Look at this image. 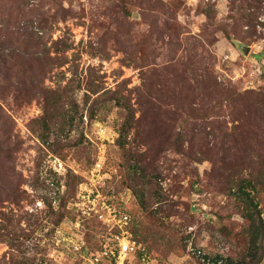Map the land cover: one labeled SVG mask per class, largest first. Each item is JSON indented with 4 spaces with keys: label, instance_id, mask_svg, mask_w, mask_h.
I'll return each mask as SVG.
<instances>
[{
    "label": "rangeland",
    "instance_id": "rangeland-1",
    "mask_svg": "<svg viewBox=\"0 0 264 264\" xmlns=\"http://www.w3.org/2000/svg\"><path fill=\"white\" fill-rule=\"evenodd\" d=\"M232 4L0 0V264L101 248L85 185L170 264H264V9Z\"/></svg>",
    "mask_w": 264,
    "mask_h": 264
},
{
    "label": "built area",
    "instance_id": "built-area-1",
    "mask_svg": "<svg viewBox=\"0 0 264 264\" xmlns=\"http://www.w3.org/2000/svg\"><path fill=\"white\" fill-rule=\"evenodd\" d=\"M103 169L104 161L100 159L95 164L93 178L101 175ZM78 206L83 215L101 221L107 232V240L101 248L81 255V264H170L167 260H159L147 253L138 256L142 244L133 237L132 217L124 206L112 201L108 194L85 185ZM76 224L80 226L78 221ZM85 243L81 238L76 249L80 251Z\"/></svg>",
    "mask_w": 264,
    "mask_h": 264
},
{
    "label": "trees",
    "instance_id": "trees-1",
    "mask_svg": "<svg viewBox=\"0 0 264 264\" xmlns=\"http://www.w3.org/2000/svg\"><path fill=\"white\" fill-rule=\"evenodd\" d=\"M232 5H233V9L234 13L230 14L232 18L238 20L234 23V25L237 28V31H240V25H242V23H252L254 21V19H256L257 14L262 11L264 9V0H232ZM240 18V21H239ZM243 189V188H241ZM241 193L244 194V190H241ZM124 206V205H123ZM125 210L130 213L131 217H132V231H133V225H134V219L132 216V212L129 208L125 207ZM99 221V220H98ZM251 231L254 233V241H256L257 236H258V228H252ZM133 234V233H132ZM133 237L137 240V238L133 235ZM138 242H140L142 244V249L139 251L138 256L141 257V255L143 253H147L149 255H151L152 257H155L159 260H165L164 258H162L159 254L155 253L153 250L150 249L149 246H147L145 243L137 240Z\"/></svg>",
    "mask_w": 264,
    "mask_h": 264
},
{
    "label": "water",
    "instance_id": "water-1",
    "mask_svg": "<svg viewBox=\"0 0 264 264\" xmlns=\"http://www.w3.org/2000/svg\"><path fill=\"white\" fill-rule=\"evenodd\" d=\"M247 49H249V47H247Z\"/></svg>",
    "mask_w": 264,
    "mask_h": 264
}]
</instances>
